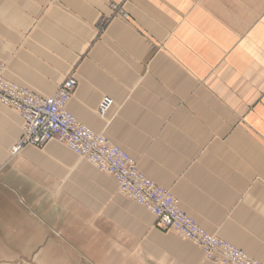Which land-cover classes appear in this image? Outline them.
<instances>
[{"label":"crops","instance_id":"obj_1","mask_svg":"<svg viewBox=\"0 0 264 264\" xmlns=\"http://www.w3.org/2000/svg\"><path fill=\"white\" fill-rule=\"evenodd\" d=\"M0 61L42 98L73 78L67 110L81 125L264 264V0H0ZM22 126L0 104L2 238L77 255L34 264H212L63 144L12 155Z\"/></svg>","mask_w":264,"mask_h":264},{"label":"built area","instance_id":"obj_2","mask_svg":"<svg viewBox=\"0 0 264 264\" xmlns=\"http://www.w3.org/2000/svg\"><path fill=\"white\" fill-rule=\"evenodd\" d=\"M111 10L125 17L117 6ZM105 23V20L101 22ZM0 61V104L15 110L23 121L22 135L13 146L17 154L25 146L42 149L51 141L66 146L99 172L114 177L118 191L150 212L161 231H171L199 248L212 264H261L237 247L208 234L183 213L178 201L166 188L146 178L135 161L108 138L93 133L67 112L76 81L67 78L51 97L42 98L5 79ZM111 101L104 98L98 112H105Z\"/></svg>","mask_w":264,"mask_h":264},{"label":"rangeland","instance_id":"obj_3","mask_svg":"<svg viewBox=\"0 0 264 264\" xmlns=\"http://www.w3.org/2000/svg\"><path fill=\"white\" fill-rule=\"evenodd\" d=\"M3 224L0 223V264H34L33 261L42 259L45 263L50 262V256L56 255L58 259H62L63 262L68 261L66 258L76 259L77 255L70 256L64 250L65 247L50 246V242L55 240L43 239V238H28L22 239L17 236L10 238H2L5 233L2 232ZM40 247V250L39 248ZM68 250V249H67ZM38 251L37 256H33ZM52 253V254H51ZM22 257V258H20Z\"/></svg>","mask_w":264,"mask_h":264},{"label":"bare ground","instance_id":"obj_4","mask_svg":"<svg viewBox=\"0 0 264 264\" xmlns=\"http://www.w3.org/2000/svg\"><path fill=\"white\" fill-rule=\"evenodd\" d=\"M3 63V62H2ZM7 80V79H6ZM13 83V82H12ZM51 97V96H50ZM69 103V102H68ZM68 105V104H67ZM66 109H67V107H66ZM108 110V109H107ZM107 110L105 111V112H103L102 114L101 113H99L101 116H104L105 114H106V112H107ZM67 112L69 113V114H71L68 110H67ZM72 115V114H71ZM73 116V115H72ZM74 117V116H73ZM89 129V128H88ZM92 131V130H91ZM93 132V131H92ZM93 133H95V132H93ZM96 134V133H95ZM97 135H101V136H103V137H105V138H107L106 136H104L103 134H97ZM13 148V147H12ZM12 148H11V154L12 155H15V154H13V150H12ZM121 149V148H120ZM122 150V149H121ZM125 152V151H124ZM126 153V152H125ZM133 159V158H132ZM134 160V159H133ZM135 161V160H134ZM88 163V162H87ZM135 163H136V161H135ZM89 164V163H88ZM92 166V165H91ZM94 167V166H93ZM136 167H137V165H136ZM138 169V168H137ZM117 183V182H116ZM118 187V186H117ZM171 193V192H170ZM176 199V198H175ZM177 200V199H176ZM217 238V237H216ZM222 240V239H221ZM224 241V240H223ZM226 242V241H225ZM228 243V242H227ZM230 244V243H229Z\"/></svg>","mask_w":264,"mask_h":264}]
</instances>
